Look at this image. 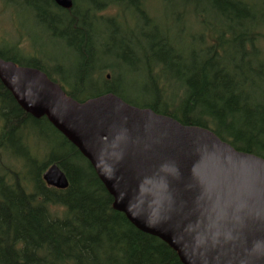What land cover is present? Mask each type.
<instances>
[{
	"label": "trees",
	"instance_id": "1",
	"mask_svg": "<svg viewBox=\"0 0 264 264\" xmlns=\"http://www.w3.org/2000/svg\"><path fill=\"white\" fill-rule=\"evenodd\" d=\"M39 1L31 3L38 12L48 6L61 14L57 23L66 28L54 36L66 39L76 73L59 78L35 53L25 56L16 26V43L0 39V59L41 70L78 102L92 98L85 96L90 87L104 88L98 96L114 94L130 106L210 130L237 151L264 159V22L257 23L245 0H180L183 12L172 19L177 30L157 21L158 0H73L71 11ZM110 6L115 17L104 15ZM189 16L202 29L193 36L186 34ZM54 70L62 71L59 64ZM22 111L0 82V137L27 122L49 124ZM49 126L62 143L43 157L37 175L8 167L0 176V264H182L168 245L113 209L89 162ZM53 165L66 174V190L46 186L43 177Z\"/></svg>",
	"mask_w": 264,
	"mask_h": 264
},
{
	"label": "water",
	"instance_id": "2",
	"mask_svg": "<svg viewBox=\"0 0 264 264\" xmlns=\"http://www.w3.org/2000/svg\"><path fill=\"white\" fill-rule=\"evenodd\" d=\"M0 82L22 112L47 119L81 153L113 209L182 264H264V159L114 94L78 102L38 69L0 59ZM43 179L69 187L57 165Z\"/></svg>",
	"mask_w": 264,
	"mask_h": 264
},
{
	"label": "rangeland",
	"instance_id": "3",
	"mask_svg": "<svg viewBox=\"0 0 264 264\" xmlns=\"http://www.w3.org/2000/svg\"><path fill=\"white\" fill-rule=\"evenodd\" d=\"M157 2L159 6L154 7L157 10L155 11L157 21L164 25L166 22L168 28L177 30L179 24L172 19H174L175 15L183 12L180 0H158ZM245 2L256 12L257 23L262 24V22H264V0H245ZM31 3L37 4V6L40 5L39 0L0 1V39L7 40L9 37H15L16 43L20 37V31L16 33L15 28H21L24 35V40H21L23 43L22 51H24V53H35L39 58L44 60L46 63L45 67L55 72L59 78L66 77V74L71 76L76 73V67L74 66H76L77 61H75L76 59L73 57L72 52L68 49L69 46L66 39L60 40L55 37V33H60L66 28V25H58L57 23L56 15L60 16L61 14L56 13L54 9L49 13L51 8L48 6L40 9L38 12V8L32 6ZM173 3L175 4L172 5ZM8 6H10V10L6 14L5 10ZM11 7H15V9ZM156 12L158 13L156 14ZM116 13L117 10L110 6L104 15L115 17ZM124 14L126 13L120 10L121 19L126 17L127 14ZM44 15H48L46 23L40 20V16L43 17ZM9 17H11L12 20H10ZM192 18L193 16H189V19H187L188 22L192 24V27L186 31V34H190L191 36L200 33L202 30L193 25L195 23ZM39 22L42 23L41 26ZM131 25L132 29L139 32V28H141L139 24L132 22ZM99 27L101 28L102 26ZM181 28L179 29L181 30ZM51 32H53V34ZM260 41V46L264 49V37ZM30 53H26L25 56L33 57ZM102 53H105L104 50L99 49L98 54L101 55ZM103 61L106 64L114 62L113 58L111 60L104 59ZM56 64H59L63 72L54 70ZM103 91L104 88L90 87L85 96L93 98V96H98V94ZM128 96L133 97L131 93H129ZM3 125L4 123L0 116V136ZM56 135L57 134L49 124L45 122L35 124L31 121L24 125H20L9 134L6 133L4 137H0V176L5 174L8 167H14L19 170L22 175H26V177L32 179L37 175V172H39L38 169L44 162L43 157H45L46 154H50L52 151H60L59 146H61L60 143H62V139ZM42 173L44 174L45 172Z\"/></svg>",
	"mask_w": 264,
	"mask_h": 264
}]
</instances>
